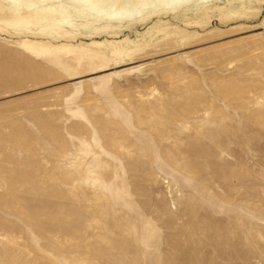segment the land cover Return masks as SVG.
<instances>
[{"label":"rangeland","instance_id":"1","mask_svg":"<svg viewBox=\"0 0 264 264\" xmlns=\"http://www.w3.org/2000/svg\"><path fill=\"white\" fill-rule=\"evenodd\" d=\"M102 5L0 0V264H264V0Z\"/></svg>","mask_w":264,"mask_h":264},{"label":"bare ground","instance_id":"2","mask_svg":"<svg viewBox=\"0 0 264 264\" xmlns=\"http://www.w3.org/2000/svg\"><path fill=\"white\" fill-rule=\"evenodd\" d=\"M18 9L19 19L38 25H52L55 21L67 23L70 17L74 20L86 21L97 17L109 18L128 13V11L106 10V0H5ZM125 2V0H120ZM71 19V20H72Z\"/></svg>","mask_w":264,"mask_h":264}]
</instances>
